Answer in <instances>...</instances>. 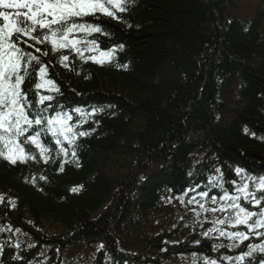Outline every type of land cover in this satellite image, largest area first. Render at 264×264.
Here are the masks:
<instances>
[{
	"label": "trees",
	"instance_id": "trees-1",
	"mask_svg": "<svg viewBox=\"0 0 264 264\" xmlns=\"http://www.w3.org/2000/svg\"><path fill=\"white\" fill-rule=\"evenodd\" d=\"M234 3L135 0L127 11L115 14L119 19L104 16L93 23L102 29L91 36L97 48L117 50L114 63L105 66L72 55L66 68L59 62L61 54L46 43L33 46V55L46 65L64 103L106 105L114 112L100 117L95 132L80 141L79 167L69 164L60 171L58 161L46 167L1 162L0 192L13 198L16 207L0 208V225L23 228L36 248L41 245L39 234L26 230L24 222L41 229L46 224L55 230L62 227L69 235L65 240H82L86 249L101 243L113 264H160L189 250L196 253L184 255L202 264H223L207 242L196 249L182 241L180 235L193 240L189 229L169 230L177 219L162 207L160 197L189 184L186 172L193 163L201 183L215 163L223 175L232 165L247 171L248 177L264 173V0L258 1L251 20L236 23L230 21ZM36 66L40 64L30 66L23 84L29 100ZM77 108L60 107L54 115ZM247 181L242 177L222 193L213 191L214 197L225 191L235 195L236 186ZM73 187L81 189L73 192ZM223 215L207 213L202 226ZM186 224L184 218L178 223ZM204 233L195 240H204ZM56 238L51 240L64 239L62 231ZM261 243L264 236L252 234L234 248L223 244L221 249L240 256L249 244ZM121 249L127 255L118 254ZM247 259L260 263L264 253L256 251L238 264H247ZM95 264H101L100 252Z\"/></svg>",
	"mask_w": 264,
	"mask_h": 264
},
{
	"label": "snow or ice",
	"instance_id": "snow-or-ice-1",
	"mask_svg": "<svg viewBox=\"0 0 264 264\" xmlns=\"http://www.w3.org/2000/svg\"><path fill=\"white\" fill-rule=\"evenodd\" d=\"M134 3L135 0H106V3L103 0H0V21H2L0 23V144L3 145V149H0V158L12 165L36 160V155L27 152L22 146L21 138L23 137V143H31L36 147L41 161L45 164L50 161L55 163L56 159L52 157L53 149L41 142L43 134L52 137V141L56 145V157L64 158L60 160V171H63L67 163L75 162L79 166L76 140L78 137L87 136L90 133L74 131L78 125L70 123L72 117L67 113L56 112L55 115L48 116L43 114L47 112V108L33 110V102L29 100L28 93L22 88L33 62L40 64V82L34 85L35 89H43L52 93L59 92V88L52 79L47 78V67L41 62L39 56L33 55L31 51H26L25 46L28 49L33 48V44L27 43L28 40H31L35 45L50 44L53 53L60 49L70 48L81 59H84L85 51L98 50L96 41L87 40V36L100 33L102 29L96 24L80 22V18L100 12L105 16L119 19L115 12H125L127 6ZM108 5L111 6V9ZM79 33L84 35L79 36ZM22 37L24 39H21ZM78 45H91V47L81 48ZM120 47L122 48L123 45ZM36 52L43 56L48 55V52H44L40 48H36ZM100 57L98 59L96 56H91L88 59L97 63H103L105 60L110 61L112 52H101ZM68 59L67 55L61 54L59 62L67 68L68 65L65 62ZM36 94L39 96L38 104L53 100V96L50 94L41 95L39 91ZM76 111L79 112V109ZM34 126L39 130L34 134L26 135ZM65 143L68 145L67 148L64 147ZM69 155L71 159H69ZM216 171L220 172V169H216ZM241 172L242 169H236L237 174ZM141 179L143 180L144 177ZM219 179V177H211L209 183L218 182ZM40 180H46V177L41 176ZM248 180L254 182L256 191L264 192V177L258 180L248 177ZM33 183H35V178H33ZM249 187L248 183H243L236 186L235 195H230L225 191L219 199L212 197V203L217 204L218 207L205 208L204 204L198 205L205 212L226 213L224 219L212 221L214 225L227 224L233 228L242 225L248 229L247 233L244 231L226 233L222 228L213 227L204 233L205 236L219 231L221 236H227L233 240V243L228 245L229 248L236 247L237 241L242 243L252 234L264 236V232H256V229L264 228V205L261 204L264 196L258 199L255 192L250 191ZM72 191L78 192L79 188L73 187ZM200 195L207 197L208 193L201 192ZM249 197H251L253 207H260L259 213L250 211L241 205V200L248 202ZM3 199L4 197L0 196V201ZM194 200L195 198L189 200L188 203L191 204ZM11 203L14 206V201ZM222 246L217 245L216 247ZM247 247L246 253L235 258L238 262L243 261L245 256H252L256 251L264 253V243L249 244ZM223 259L230 258L224 257ZM205 264H216V261H206ZM260 264H264V261H261Z\"/></svg>",
	"mask_w": 264,
	"mask_h": 264
},
{
	"label": "rangeland",
	"instance_id": "rangeland-1",
	"mask_svg": "<svg viewBox=\"0 0 264 264\" xmlns=\"http://www.w3.org/2000/svg\"><path fill=\"white\" fill-rule=\"evenodd\" d=\"M238 2V11L239 15H244L246 11L249 13L252 11L255 4V0H239Z\"/></svg>",
	"mask_w": 264,
	"mask_h": 264
},
{
	"label": "bare ground",
	"instance_id": "bare-ground-1",
	"mask_svg": "<svg viewBox=\"0 0 264 264\" xmlns=\"http://www.w3.org/2000/svg\"><path fill=\"white\" fill-rule=\"evenodd\" d=\"M258 1H262V0H258Z\"/></svg>",
	"mask_w": 264,
	"mask_h": 264
}]
</instances>
